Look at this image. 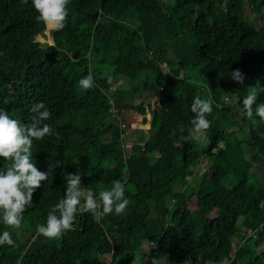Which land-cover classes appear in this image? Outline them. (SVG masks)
I'll list each match as a JSON object with an SVG mask.
<instances>
[{
    "label": "trees",
    "instance_id": "trees-1",
    "mask_svg": "<svg viewBox=\"0 0 264 264\" xmlns=\"http://www.w3.org/2000/svg\"><path fill=\"white\" fill-rule=\"evenodd\" d=\"M67 8L55 30L37 21L31 0H0V108L23 124L43 102L54 135L33 140L32 162L41 171L59 163L20 228L0 215V234L15 241L0 246V264H132L138 250V264L169 251L174 261L159 264H264V121L243 107L257 82L264 87V0H69ZM235 69L243 85L231 79ZM89 73L95 86L82 90ZM196 97L212 103L205 143L191 133ZM129 110L148 122L144 133L128 132ZM10 163L0 158V171ZM77 170L97 196L124 182L129 205L100 221L79 212L71 230L45 238L37 228Z\"/></svg>",
    "mask_w": 264,
    "mask_h": 264
},
{
    "label": "clouds",
    "instance_id": "clouds-1",
    "mask_svg": "<svg viewBox=\"0 0 264 264\" xmlns=\"http://www.w3.org/2000/svg\"><path fill=\"white\" fill-rule=\"evenodd\" d=\"M28 2L29 0H20L21 4ZM31 4L38 13L37 21L55 30H61L65 26L69 0H31ZM231 79L243 85L245 75L235 69ZM78 84L82 90L93 88V75L89 73ZM261 92H264V87L257 82L254 90L243 99V107L249 119L255 115L264 121V103L256 102ZM212 110L210 100L200 97L194 99L191 104L194 118L190 121L193 136L204 135L210 129L211 121L207 116ZM30 113V123L22 124L20 120L12 118L6 109L0 108V158L11 161L5 170L0 171V215L5 225L17 229L22 224L24 212L33 205V194L59 166L58 162L48 164L47 171H41L32 162L33 140H42L54 133L47 123H43L50 118V112L43 102L33 103ZM81 173L77 170L75 173H67L63 178L66 182L63 198L47 214L46 224L37 228L38 233L45 238L54 239L71 230L79 212L90 213L95 221H100L112 213L122 214L129 205L124 182L113 180L110 188L100 190L97 196L91 188L81 186ZM5 244L15 245L8 231L0 234V246ZM184 264L191 262L186 259ZM206 264L212 262L208 261Z\"/></svg>",
    "mask_w": 264,
    "mask_h": 264
},
{
    "label": "rangeland",
    "instance_id": "rangeland-1",
    "mask_svg": "<svg viewBox=\"0 0 264 264\" xmlns=\"http://www.w3.org/2000/svg\"><path fill=\"white\" fill-rule=\"evenodd\" d=\"M246 12L250 13L248 7L246 8ZM48 39L52 42V37L51 36H49ZM164 68H166V64H164ZM146 113H147V111H146ZM147 116L150 117V113H148ZM237 120L240 121L239 119H237ZM147 125H148V122H145L143 124V126H140L138 124H134L133 123V124L128 126V132H130V133H136V132L137 133H144L146 131L147 127H148ZM194 138L198 142H204V143L206 142V139H205L204 135L194 136ZM126 142L129 143V142H131V140L127 139ZM193 200L192 199H187V203L189 204V206L194 205V201ZM144 248L148 250L149 249V245L145 244ZM175 256H176L175 254H173L172 252L169 251V252H167V254L165 256H163V257H161L159 259H155L153 264H159L158 262H160L161 260H164V261H167V262H172V261H174ZM141 258H142V252H141V250H138L136 252L135 256H134V260L132 261V264H138L140 262Z\"/></svg>",
    "mask_w": 264,
    "mask_h": 264
},
{
    "label": "crops",
    "instance_id": "crops-1",
    "mask_svg": "<svg viewBox=\"0 0 264 264\" xmlns=\"http://www.w3.org/2000/svg\"><path fill=\"white\" fill-rule=\"evenodd\" d=\"M146 115H148V112ZM124 120H125L126 124H128V125H131L134 123V124H138V125L142 126V115H140L136 110H129L128 112H126L124 114Z\"/></svg>",
    "mask_w": 264,
    "mask_h": 264
}]
</instances>
